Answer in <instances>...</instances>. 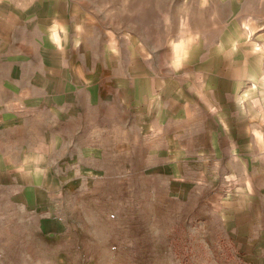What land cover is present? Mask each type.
Masks as SVG:
<instances>
[{
  "label": "rangeland",
  "instance_id": "374dc122",
  "mask_svg": "<svg viewBox=\"0 0 264 264\" xmlns=\"http://www.w3.org/2000/svg\"><path fill=\"white\" fill-rule=\"evenodd\" d=\"M40 1L35 10L47 15L68 8L74 32L85 34L89 21L97 38L143 42L177 74L183 61L170 53H190L188 88L211 95L210 111L224 110L223 130L213 126L224 145L217 177L183 181L142 164L130 117L126 134L82 132L80 120L81 132L65 134L54 158L106 146L94 160L81 157L87 166L0 182V264H264V0ZM15 137L53 142L22 130ZM125 141L129 148L118 149ZM230 142L239 147L227 149Z\"/></svg>",
  "mask_w": 264,
  "mask_h": 264
},
{
  "label": "crops",
  "instance_id": "0c3cea01",
  "mask_svg": "<svg viewBox=\"0 0 264 264\" xmlns=\"http://www.w3.org/2000/svg\"><path fill=\"white\" fill-rule=\"evenodd\" d=\"M40 3L0 0V182L9 186L16 177H64L65 166H87L81 157L94 160L106 146L90 142L78 154L56 160L65 134L80 133V120L88 127L82 132L126 134L127 116L139 137L135 148L146 152L143 165L183 181L217 177V150L224 143L215 140L214 132L218 125L223 130L227 116L208 109L211 95L203 99V92L189 90L195 84L190 53H170L179 64L183 61L177 74L169 57L158 64L143 42H129L121 33L114 41L109 33L97 38L89 21L81 31L85 34L74 32L68 8L47 15L35 10ZM200 77L203 87V72ZM207 113L213 114L211 121ZM117 122L125 128L112 129ZM20 129L52 134L53 142L18 140ZM238 147L237 142L226 146ZM128 148L126 141L118 147Z\"/></svg>",
  "mask_w": 264,
  "mask_h": 264
}]
</instances>
